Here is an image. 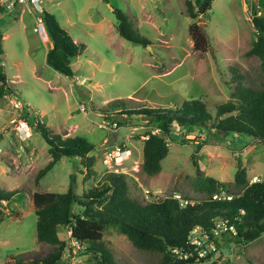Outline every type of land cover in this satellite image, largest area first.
<instances>
[{"label": "rangeland", "instance_id": "rangeland-1", "mask_svg": "<svg viewBox=\"0 0 264 264\" xmlns=\"http://www.w3.org/2000/svg\"><path fill=\"white\" fill-rule=\"evenodd\" d=\"M41 6L86 48L71 59L73 76L66 77L45 62L52 41L45 26L38 23L41 13L18 4L0 14L1 60L11 90L0 98L1 188L26 183L32 191L64 192L73 174L74 190L80 195L116 174L124 177L128 195L141 202L174 195L182 202H198L208 197L197 189L201 176L216 179L219 193L240 192L234 183L238 161L249 181H264V142L241 133L222 135L173 124L161 171L148 176L141 169L139 152L149 133L161 134L162 121L132 115L116 131L99 127L115 121L108 106L111 101L119 100L114 106L168 109L200 97L214 116L216 105L229 100L238 83H264L260 59L246 55L256 39L252 11L264 18V0H213L206 17L195 18L189 17L185 0H42ZM113 9L124 12L149 45L121 37ZM193 22L207 35L205 51L193 48L188 33ZM26 113L40 118L63 138L78 135L92 143L96 175L84 178L78 159L64 158L35 184V174L51 156L44 139L26 122ZM198 144H202L197 155L200 173L190 159ZM117 145L130 148L133 154L120 165L107 167L106 151ZM13 208L25 214L11 217ZM0 216V264H6L7 255L25 253L28 258L48 253L50 246L36 239V215L26 194L10 203L9 209L3 207ZM58 236L67 243L62 263H94L90 253L72 250L67 226L58 227ZM103 241L116 264H157L160 260L158 254L135 249L116 228L106 229ZM213 259L214 264H264V233L249 243L223 242Z\"/></svg>", "mask_w": 264, "mask_h": 264}, {"label": "trees", "instance_id": "trees-1", "mask_svg": "<svg viewBox=\"0 0 264 264\" xmlns=\"http://www.w3.org/2000/svg\"><path fill=\"white\" fill-rule=\"evenodd\" d=\"M212 1L185 0L189 17H206ZM4 10L0 4V14ZM112 11L117 20L116 30L121 37L133 44H141L144 47L149 45V40L138 33L124 12L119 9ZM40 17L52 41V46L45 55L46 64L59 74L72 77L71 59L81 55L86 45L76 42L53 14L43 10ZM251 24L256 32V39L246 51V55H254L260 59V68L264 74V18L253 10ZM188 33L193 48L205 51L207 35L203 30L193 22L188 26ZM2 37L0 32V98L11 93L1 63ZM236 76L240 77L239 74ZM118 101L108 103L118 125L126 123L120 121V117L128 120L132 115L162 121L161 134L149 133L142 143L141 169L148 176H154L161 171V161L168 154L167 140L173 124L182 128H204L208 132L222 135L241 133L264 142L263 82L259 85L238 83L232 97L216 105L214 116L200 97L185 100L180 106L168 109L144 105L114 106L119 104ZM25 119L44 139L51 156L35 174V184L64 158H77L78 164L83 168L84 178L96 175L95 157L90 155L94 148L92 143L78 135L63 138L31 113H26ZM202 144L196 145L190 156L199 173L201 171L197 155ZM234 183L240 192L230 194V199L218 200L214 198L219 193L217 180L201 176L197 189L206 193L207 199L198 202L183 199L185 203L173 196L143 202L131 198L124 177L116 174L108 175L106 182L99 187L86 189L80 195L74 190L73 174L70 175L68 187L64 192H33L26 183L11 189L0 187L1 209H9V204L23 194L32 199L36 215V239L39 243L50 246L48 253L42 256L26 258L25 253L7 255L6 264H64L62 255L67 243L58 236L60 226L69 228L71 241L78 243V251L90 253L95 260L93 264H116L103 241V232L110 227L124 234L135 249L160 255L157 264H199L203 260H196L193 244L189 243L190 231L194 227L198 226L207 232L215 240L217 247L229 241L249 243L264 233V181H249L246 169L238 161ZM75 206L78 209L75 210ZM24 214L25 211L21 209L9 210V216H15L17 219ZM174 250H177V253ZM189 252L194 255L184 257Z\"/></svg>", "mask_w": 264, "mask_h": 264}, {"label": "built area", "instance_id": "built-area-1", "mask_svg": "<svg viewBox=\"0 0 264 264\" xmlns=\"http://www.w3.org/2000/svg\"><path fill=\"white\" fill-rule=\"evenodd\" d=\"M42 0H1L0 4L3 6V8L6 9H12L18 4H26L33 8L35 12L41 13L43 11V8L41 6ZM41 17L38 18V23H41ZM18 102L15 103V106L18 107ZM82 111H84V107H81ZM15 122V120H13ZM25 126V124H24ZM99 127L109 129L116 131L118 129V123L116 121H112L110 123H101L99 124ZM20 129V127H18ZM24 127L20 130V133L24 136L26 135V130ZM133 154L132 150L130 148L124 147V145H117L114 148L107 150L106 154L104 156V163L107 167L111 166L112 164L120 165L125 159H128ZM175 198L180 199L179 195H174ZM214 198L220 200V199H230L231 195L227 194L225 191L220 192L219 194H216ZM182 202V201H181ZM184 203L186 201H183ZM189 243L193 244V250L196 252V260L199 261V259H202L203 261L199 264H212L214 259V255L218 251L217 244L215 240L209 236L207 232L202 230L200 227H194L190 231V237H189ZM72 250H77L79 248V245L76 241H72ZM175 253H177V250H174ZM193 256L194 254L192 252H189L188 254L184 255L186 256ZM210 255V256H209ZM205 258V260H204ZM214 264V263H213ZM217 264H226L223 261L218 262Z\"/></svg>", "mask_w": 264, "mask_h": 264}, {"label": "water", "instance_id": "water-1", "mask_svg": "<svg viewBox=\"0 0 264 264\" xmlns=\"http://www.w3.org/2000/svg\"><path fill=\"white\" fill-rule=\"evenodd\" d=\"M201 19H204V18L202 17ZM212 49H213L212 47H209V51H210V53H212ZM119 120H120V121H126V118L120 117ZM227 260H228V258H226V261H227Z\"/></svg>", "mask_w": 264, "mask_h": 264}, {"label": "crops", "instance_id": "crops-1", "mask_svg": "<svg viewBox=\"0 0 264 264\" xmlns=\"http://www.w3.org/2000/svg\"><path fill=\"white\" fill-rule=\"evenodd\" d=\"M1 1V0H0ZM41 24V27L42 26H44V25H42L43 23L41 22L40 23ZM3 35V34H2ZM4 36V35H3ZM2 39H3V37H2ZM4 58V57H3ZM1 63L3 64V60L1 61ZM140 153V158L142 159V147H141V151L139 152ZM130 158V157H129ZM6 189V188H5ZM11 189V188H10ZM34 192V191H33ZM16 201V200H15ZM14 202V201H13Z\"/></svg>", "mask_w": 264, "mask_h": 264}]
</instances>
